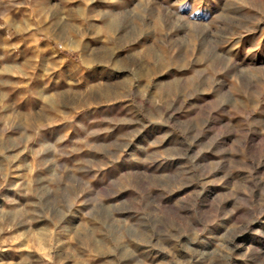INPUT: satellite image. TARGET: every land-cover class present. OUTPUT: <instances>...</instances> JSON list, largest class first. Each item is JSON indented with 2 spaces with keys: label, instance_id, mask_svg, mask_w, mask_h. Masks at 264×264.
Returning a JSON list of instances; mask_svg holds the SVG:
<instances>
[{
  "label": "rangeland",
  "instance_id": "obj_1",
  "mask_svg": "<svg viewBox=\"0 0 264 264\" xmlns=\"http://www.w3.org/2000/svg\"><path fill=\"white\" fill-rule=\"evenodd\" d=\"M0 264H264V0H0Z\"/></svg>",
  "mask_w": 264,
  "mask_h": 264
}]
</instances>
